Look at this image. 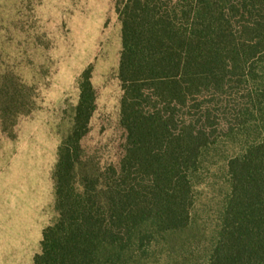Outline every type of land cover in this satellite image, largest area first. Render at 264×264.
Masks as SVG:
<instances>
[{
	"label": "trees",
	"instance_id": "obj_1",
	"mask_svg": "<svg viewBox=\"0 0 264 264\" xmlns=\"http://www.w3.org/2000/svg\"><path fill=\"white\" fill-rule=\"evenodd\" d=\"M115 1L124 154L78 180L97 100L87 69L58 148V218L34 264L160 261L223 144L229 194L207 259L188 264H264V0Z\"/></svg>",
	"mask_w": 264,
	"mask_h": 264
},
{
	"label": "rangeland",
	"instance_id": "obj_2",
	"mask_svg": "<svg viewBox=\"0 0 264 264\" xmlns=\"http://www.w3.org/2000/svg\"><path fill=\"white\" fill-rule=\"evenodd\" d=\"M121 51L115 0H0V264H34L44 229L58 218V148L72 128L87 69L97 100L77 178L119 166L127 136ZM232 149L223 144L210 156L190 227L170 238L160 261L146 264L207 259L229 194Z\"/></svg>",
	"mask_w": 264,
	"mask_h": 264
}]
</instances>
